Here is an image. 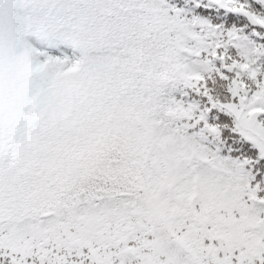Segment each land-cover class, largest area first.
<instances>
[{
    "label": "snow or ice",
    "instance_id": "6c2138e0",
    "mask_svg": "<svg viewBox=\"0 0 264 264\" xmlns=\"http://www.w3.org/2000/svg\"><path fill=\"white\" fill-rule=\"evenodd\" d=\"M0 264H264V0H0Z\"/></svg>",
    "mask_w": 264,
    "mask_h": 264
}]
</instances>
